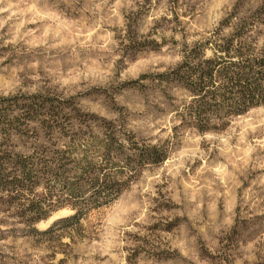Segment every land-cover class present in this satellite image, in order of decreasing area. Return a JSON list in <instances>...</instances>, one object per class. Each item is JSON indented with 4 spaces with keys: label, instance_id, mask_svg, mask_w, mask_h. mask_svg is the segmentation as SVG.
I'll list each match as a JSON object with an SVG mask.
<instances>
[{
    "label": "rangeland",
    "instance_id": "obj_1",
    "mask_svg": "<svg viewBox=\"0 0 264 264\" xmlns=\"http://www.w3.org/2000/svg\"><path fill=\"white\" fill-rule=\"evenodd\" d=\"M228 14L258 18L264 42V0H0V96L170 145L78 222L54 224L67 205L33 224L0 209V264H264V103L220 130L176 126L185 95L157 75Z\"/></svg>",
    "mask_w": 264,
    "mask_h": 264
},
{
    "label": "trees",
    "instance_id": "obj_2",
    "mask_svg": "<svg viewBox=\"0 0 264 264\" xmlns=\"http://www.w3.org/2000/svg\"><path fill=\"white\" fill-rule=\"evenodd\" d=\"M257 19L224 16L157 74L185 95L172 105L176 126L220 130L232 115L264 103V42L258 46L250 33ZM225 26L230 30L223 34ZM53 106L39 92L0 96V209H14L27 224L64 205L73 212L54 224L78 222L115 198L144 164L168 155V143L139 138L115 118Z\"/></svg>",
    "mask_w": 264,
    "mask_h": 264
}]
</instances>
